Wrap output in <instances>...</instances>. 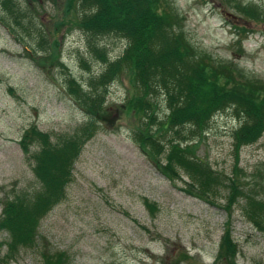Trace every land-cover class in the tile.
<instances>
[{
    "label": "rangeland",
    "instance_id": "rangeland-1",
    "mask_svg": "<svg viewBox=\"0 0 264 264\" xmlns=\"http://www.w3.org/2000/svg\"><path fill=\"white\" fill-rule=\"evenodd\" d=\"M162 1L180 14L193 46L264 80V15L247 17L237 10L245 5L264 10V0ZM16 2L18 13L0 10V209L4 198L38 186L21 135L32 125L51 139L70 134L86 115L68 93L65 77L73 75L86 88L104 64L74 24L79 13L74 5ZM92 41L110 58L125 44L112 33ZM128 85L122 72L106 85L103 118L73 160L64 196L40 218L36 244L7 255L8 235L0 229V264H42L43 242L64 251L68 264H223L213 258L225 219V187L209 202L184 189L188 176L182 170L169 179L155 167L134 134L140 118L119 110ZM155 99L159 119L165 106L161 94ZM238 123L231 108L215 111L193 140L196 155L225 175L233 173L231 131ZM236 163L244 193L264 197L259 186H264V130L240 147ZM245 199L238 196L230 209L235 262L264 264V229L247 218Z\"/></svg>",
    "mask_w": 264,
    "mask_h": 264
},
{
    "label": "trees",
    "instance_id": "trees-1",
    "mask_svg": "<svg viewBox=\"0 0 264 264\" xmlns=\"http://www.w3.org/2000/svg\"><path fill=\"white\" fill-rule=\"evenodd\" d=\"M71 4L79 12L74 24L85 32L87 45L103 61V68L88 78L86 88L67 73V91L86 115L70 134L51 139L47 132L32 125L21 135L20 147L33 161L38 186L2 201L0 229L8 235L6 254L38 241L40 218L64 196L73 160L103 118L106 85L122 72L129 85L119 110L131 111L140 118L134 134L155 167L169 179L178 177L182 170L188 176L184 189L209 202H213L210 195L214 191L225 187V203L221 206L225 219L213 262L237 264L230 209L238 196L246 198L247 218L264 229V197L245 194L236 172L240 147L255 141L264 130V80L230 60L216 59L193 46L180 26V14L171 6L167 8L162 0H66L67 6ZM0 10L18 13L20 7L16 0H0ZM237 10L242 16L264 15V10L254 5L239 6ZM111 33L125 42L114 58L92 41V37ZM237 35L236 41H240L241 31ZM157 94L162 95L165 106L159 119L155 112ZM227 107L239 118L231 131L232 175L212 168L196 155L193 141L197 137L199 140L211 115ZM30 145L34 147L31 151ZM41 247L42 264L69 263L64 251L50 249L46 242Z\"/></svg>",
    "mask_w": 264,
    "mask_h": 264
}]
</instances>
